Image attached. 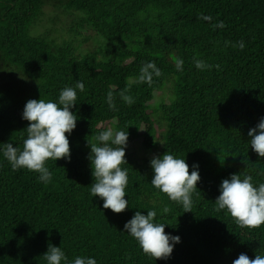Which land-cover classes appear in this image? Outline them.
Here are the masks:
<instances>
[{
    "label": "trees",
    "instance_id": "trees-1",
    "mask_svg": "<svg viewBox=\"0 0 264 264\" xmlns=\"http://www.w3.org/2000/svg\"><path fill=\"white\" fill-rule=\"evenodd\" d=\"M149 62L160 75L141 81ZM77 81L85 88L71 109L70 162L47 161L51 182L13 171L0 154V264H46L49 243L69 261L98 264H232L264 254V225L241 227L215 204L233 174L264 183L248 136L264 118V0H0V144L22 148L25 104L58 101ZM107 127L129 132V207L119 214L90 192L89 143ZM167 151L190 173L199 165L192 212L151 185L150 162ZM152 210L181 237L168 259L145 254L124 231L137 211Z\"/></svg>",
    "mask_w": 264,
    "mask_h": 264
},
{
    "label": "clouds",
    "instance_id": "clouds-1",
    "mask_svg": "<svg viewBox=\"0 0 264 264\" xmlns=\"http://www.w3.org/2000/svg\"><path fill=\"white\" fill-rule=\"evenodd\" d=\"M240 46L243 48V43ZM205 66L203 61H196L198 69ZM153 73L159 76L160 70L154 63H146L141 67L139 79L151 82ZM84 88L85 84L77 81L75 86L60 91L58 101L32 99L25 104L22 119L28 121L29 125L22 148L13 143L0 144V154L10 163L13 171L27 169L38 173L39 181L47 184L52 180V173L47 167L48 160L57 162L68 159L70 162L68 135L76 128L78 120L71 109L77 105L78 90L82 92ZM123 99L129 104L133 102L131 96H123ZM107 100L109 106L114 108L111 93ZM248 136L250 148L264 158V118L249 130ZM128 140V130L107 127L96 136L94 143H89V160L94 177V183L90 186L91 195L103 200L104 209L117 214L129 207V200L125 199L129 174L128 169L122 167L128 164L125 159ZM150 165L153 170L151 185L166 194L171 201L179 203L184 213L192 212V196L201 179L199 165L193 164L190 173L186 159L169 151L153 157ZM219 191L220 195L215 201L218 210H226L244 228L254 229L264 225V183L256 185L251 175L242 177L233 174L230 179L222 181ZM168 211L164 207L162 214ZM157 214L155 210L147 211V215L137 211L125 224L124 231L137 241L145 254L156 260L168 259L175 246L181 243V237L166 233L168 225L157 222ZM43 259L46 264H98L94 257L86 256H76L69 261L62 247L51 243ZM232 264H264V254H257L251 259L241 253Z\"/></svg>",
    "mask_w": 264,
    "mask_h": 264
},
{
    "label": "rangeland",
    "instance_id": "rangeland-1",
    "mask_svg": "<svg viewBox=\"0 0 264 264\" xmlns=\"http://www.w3.org/2000/svg\"><path fill=\"white\" fill-rule=\"evenodd\" d=\"M172 91H173V84L171 83L170 86H168V89L166 91V103L170 102V100H171L170 97L172 96ZM160 96H161V93L157 95L156 100L154 101L155 103L159 100L158 98Z\"/></svg>",
    "mask_w": 264,
    "mask_h": 264
}]
</instances>
